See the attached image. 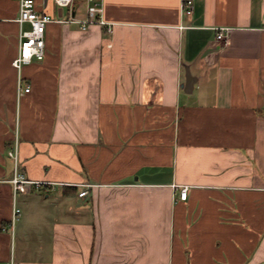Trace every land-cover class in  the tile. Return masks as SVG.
<instances>
[{
    "label": "crops",
    "instance_id": "obj_1",
    "mask_svg": "<svg viewBox=\"0 0 264 264\" xmlns=\"http://www.w3.org/2000/svg\"><path fill=\"white\" fill-rule=\"evenodd\" d=\"M183 1L104 0L108 33L37 0L56 21L19 73L0 0V264H264V0ZM16 139L51 186L15 192Z\"/></svg>",
    "mask_w": 264,
    "mask_h": 264
},
{
    "label": "built area",
    "instance_id": "obj_2",
    "mask_svg": "<svg viewBox=\"0 0 264 264\" xmlns=\"http://www.w3.org/2000/svg\"><path fill=\"white\" fill-rule=\"evenodd\" d=\"M19 4V15L17 22L20 26L19 33V52L13 61V66L22 72L23 68L32 64L34 61H43L47 53L46 34L50 23L55 22L53 16L47 13H42L38 9L37 0H16ZM55 4L61 8L73 7L75 0H54ZM88 3V17L79 20L81 30L87 32L93 25H101L106 27L107 32H112V24L106 21L104 17V0H86ZM194 9L193 0L183 1V10L186 14L191 15ZM217 39L219 41H227V30L220 28L218 30ZM31 88L24 84L20 76L18 82V94L22 96L24 93H29ZM9 156L14 162V177L11 182L14 185L15 192L25 186L34 185L36 188L51 186L50 183L40 181L27 180L19 167V142H16L9 152ZM88 192H81L80 196L87 195ZM189 194V187L184 186L180 191V198L186 200ZM21 215V209L15 204L14 220H17Z\"/></svg>",
    "mask_w": 264,
    "mask_h": 264
},
{
    "label": "rangeland",
    "instance_id": "obj_3",
    "mask_svg": "<svg viewBox=\"0 0 264 264\" xmlns=\"http://www.w3.org/2000/svg\"><path fill=\"white\" fill-rule=\"evenodd\" d=\"M37 225L42 226L43 223H42V224H35V225H34V224H31L30 226L28 225V227H30V229H31L30 236H33V235H34L35 228H37ZM31 226H32V227H31ZM44 227H45V226H44ZM44 234H45V233H44ZM29 242H30V245H31V247H32V242H33V240H31V241H29ZM35 244L37 245L38 242L36 241ZM16 249H17V252L19 253V251H20L19 243L15 245V250H16Z\"/></svg>",
    "mask_w": 264,
    "mask_h": 264
},
{
    "label": "water",
    "instance_id": "obj_4",
    "mask_svg": "<svg viewBox=\"0 0 264 264\" xmlns=\"http://www.w3.org/2000/svg\"><path fill=\"white\" fill-rule=\"evenodd\" d=\"M188 81H189V82H188L187 86H188V85L193 86V80H190V79H189Z\"/></svg>",
    "mask_w": 264,
    "mask_h": 264
}]
</instances>
